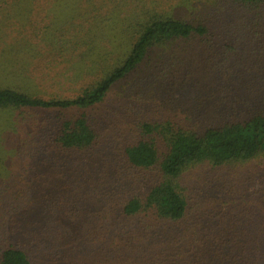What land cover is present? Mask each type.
<instances>
[{"label": "trees", "instance_id": "1", "mask_svg": "<svg viewBox=\"0 0 264 264\" xmlns=\"http://www.w3.org/2000/svg\"><path fill=\"white\" fill-rule=\"evenodd\" d=\"M11 1L0 180L28 171L54 190L0 206L14 211L0 264H31L48 205L97 187L106 215L80 230L105 242L98 264H264V0H47L26 22Z\"/></svg>", "mask_w": 264, "mask_h": 264}, {"label": "rangeland", "instance_id": "2", "mask_svg": "<svg viewBox=\"0 0 264 264\" xmlns=\"http://www.w3.org/2000/svg\"><path fill=\"white\" fill-rule=\"evenodd\" d=\"M10 2L11 0H0V24L2 22V14L3 10L6 8V2ZM17 0H12L10 3V15L15 18L16 20L20 22H26L34 20L38 15L35 12V10L38 7H43L42 2L47 0H21L20 4H16ZM53 1V0H52ZM30 10H33L31 13ZM26 12V13H25ZM23 13L24 16H19V14ZM13 18H10L13 20ZM10 20L9 22H11ZM8 21V20H6ZM3 26H0L2 28ZM1 48V46H0ZM130 81V80H129ZM130 85L128 83L124 84L125 89H130ZM162 93L161 91H159ZM185 91H182V94H185ZM175 97L181 96L178 92L174 95ZM151 99H149L148 102H150ZM48 116V115H47ZM46 117L45 115L40 116V118ZM6 138V135L4 136ZM7 143V140H4V145ZM3 145V146H4ZM9 146H6L8 148ZM21 159H23V155H20ZM10 159V158H8ZM17 159L16 157L13 158V160ZM42 171V168L38 169V172L40 173ZM30 173L28 171H23L21 175H18L17 170H15L12 174H8V176L2 178L0 180V206L3 207L4 203L7 202V198L9 199L11 195L15 194L20 189H26L27 187V197L25 199V204L30 205V200L32 198V192L31 187H37L39 188L38 184L41 183V180L43 182H48V184H42L41 186L44 189H49L50 191L54 190L52 189L53 186H51L52 180L49 176H45L39 181L34 180L30 182L29 179ZM28 184V186H27ZM69 185L72 189L75 188L74 181H69ZM80 187V186H79ZM19 188V189H18ZM82 191H85L82 189ZM94 193H98L100 196L97 197V200L95 202L91 201L89 198L84 197L83 200L80 202L68 206L69 202L67 200V195H61L62 198L59 197V200L61 202L60 207H57L56 204L54 206H49V213L48 217H53V224L50 225V223L42 222L41 228H35L33 229L37 235L36 241H34L31 245L23 246V248L29 247V257L31 264H98L95 262V258H100L101 256H104V253L100 251V245H104L105 242L91 245L90 242L86 243V241L94 240L96 239L93 237L89 238L85 236V234L82 233L81 224L83 222H93L94 220L97 221L103 215H106V208L108 204H106L107 196L104 198L103 195L106 193L101 190L99 187L97 189H94ZM22 195V194H21ZM71 196V195H70ZM57 197V196H55ZM53 197V200L54 198ZM54 202V201H53ZM39 203V202H38ZM56 203V202H54ZM74 206H76L75 209ZM17 208L16 214L19 213V206H14ZM71 210H75L73 213ZM14 211H10L7 209V212H5L4 216L0 217V248L4 244V242L11 238L9 230V223L8 220L10 219V215ZM51 213V214H50ZM75 214V215H74ZM94 224V223H93ZM38 230V231H37ZM38 234L40 237H38ZM47 235H49L47 237ZM120 235V234H118ZM53 236L55 238H53ZM122 236L118 237L117 240H120ZM60 239V242L58 241ZM75 240H78L80 242H85L84 246H81L76 250L75 253H73L72 257H68L66 254V248L69 245L70 242H73ZM96 247L98 249H96ZM102 259V258H101Z\"/></svg>", "mask_w": 264, "mask_h": 264}]
</instances>
